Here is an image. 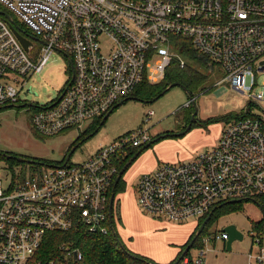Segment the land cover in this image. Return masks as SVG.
I'll return each mask as SVG.
<instances>
[{"label": "built area", "instance_id": "2783aa9c", "mask_svg": "<svg viewBox=\"0 0 264 264\" xmlns=\"http://www.w3.org/2000/svg\"><path fill=\"white\" fill-rule=\"evenodd\" d=\"M0 8L36 38L27 51L0 16V111L18 105L22 93L29 94L26 83L55 52L67 62L69 80L58 98L44 105L24 104L41 136L99 126L144 82L161 83L174 66L185 69L184 42L207 60L210 70L219 65L222 82L254 105L264 102V92H255L257 78L264 74V0H0ZM37 43L40 50L33 59ZM245 113L250 116L227 122L217 146L192 162L140 174L133 185L137 182L141 209L170 222L197 218L196 235L222 204L264 202V119ZM154 115L148 112L146 124ZM152 142L150 127L141 126L83 162L64 160L46 168L29 164L34 171L8 186L0 168V264L81 261L82 251L68 244L60 248L61 261L38 255L48 233L82 228L107 236L112 232L110 213L116 229L120 196L115 194L112 210L110 203L121 166ZM216 211L197 238L196 253L195 242L185 254L189 244L184 246L178 264H208L207 243H222L226 249L224 229L205 233ZM252 248L249 264H264V247L255 260Z\"/></svg>", "mask_w": 264, "mask_h": 264}, {"label": "rangeland", "instance_id": "374dc122", "mask_svg": "<svg viewBox=\"0 0 264 264\" xmlns=\"http://www.w3.org/2000/svg\"><path fill=\"white\" fill-rule=\"evenodd\" d=\"M103 45L108 46L109 42L105 40ZM39 50L38 44L31 54L33 59L38 58ZM188 64L201 78L190 90L174 87L159 100L149 104L136 100L125 102L111 114L98 133L76 149L69 161L71 164L83 162L100 147L109 145L127 132L141 126L150 127L152 144L140 154L124 176L127 187L125 192L119 194L121 220L119 216L116 229L128 250L155 264H170L178 258L196 232L199 219L170 222L146 214L138 202L137 182L134 185L133 182L140 174L153 173L161 165L190 163L203 151L214 148L227 124L223 119L245 113L250 106L247 96L222 82L224 73L219 65L210 71L207 63L202 61ZM66 65V59L55 52L45 68L26 83L25 90H29V94L22 93L18 105L0 111V168L6 186L34 171L32 166L25 163L27 160L41 162L45 168L62 163L77 145L75 143L79 138L91 134L97 127L93 125L80 131L68 130L52 137L41 136L33 130L32 111L24 104L35 102L44 105L58 98L69 80ZM257 82L255 92L260 94L264 92V74L258 76ZM189 103L191 107L187 106ZM194 108H197L196 121L182 134L191 121ZM149 111L155 115L146 124ZM251 112L264 119V102L253 105ZM18 158L24 162H19ZM230 209L215 217L205 233L234 225L244 235V240L234 241L230 252L224 249L222 243H207L208 264H249L252 245L253 260L258 256L259 249L264 247V226L260 232L254 224L264 218L260 207L253 201L243 200L233 204ZM256 236L260 237L262 244L257 242ZM196 250L197 245L192 253L195 254Z\"/></svg>", "mask_w": 264, "mask_h": 264}, {"label": "trees", "instance_id": "16d2710c", "mask_svg": "<svg viewBox=\"0 0 264 264\" xmlns=\"http://www.w3.org/2000/svg\"><path fill=\"white\" fill-rule=\"evenodd\" d=\"M1 9L2 8H0V10ZM20 29L26 34L29 33L22 26H20ZM180 52L189 60V63L191 62L193 63L195 61L196 62L202 61L204 63H207V66L209 67L207 60L199 58L195 50L190 47L189 42L181 43ZM200 79L201 78H199V74L193 69H191L189 64L185 69H179L177 66H174L168 72V75L164 81L153 85L145 84L137 89L134 96L149 101L160 95L163 91H165L170 85L174 83H181L188 90H190V88L196 85V83H198ZM253 105L254 104L250 103L248 110L251 111V107ZM189 107H191V105ZM249 116H250L249 113H241L238 115H231L225 117L223 121L230 122L234 119H241ZM193 124L194 123H192V125ZM97 127H95V129L92 131L91 134L95 132ZM87 135L89 136L90 134H86L83 137L81 136V138H79V140L75 144H79L82 140L86 138ZM42 164L43 163L38 162L37 164L34 165L40 166ZM126 164L122 165L120 170H122ZM126 172L123 174L118 186L116 187L115 190L116 196L126 191L127 182L124 180V176ZM253 202L256 203L257 205L259 204L262 205V207L264 208V202L262 201L259 202L258 200H253ZM232 205L233 204L225 205L222 208L218 209L213 219L215 217H219L218 215L220 214L227 213L224 211L231 210L230 207ZM254 224L256 229H260L261 232L264 226V218L262 221L255 222ZM118 237L120 238L119 235ZM194 237L195 234L191 236L190 240L187 242L185 247L193 240ZM66 244L71 245L74 248L80 249L83 253V259L81 261H75L73 258H71L65 262L66 264H143V262L146 261L145 258L142 257L141 255L135 254L132 251L128 250L124 243L123 244L126 250L123 249L120 243L118 242V239L113 234V232H110V234L107 236H99V235L89 234L82 228L67 233L66 232L48 233L47 236L45 237L38 258L45 261L52 259L61 261V259L63 260L64 257L62 256V252L60 248ZM195 245H198V240L195 241ZM178 258L170 264H174L178 260Z\"/></svg>", "mask_w": 264, "mask_h": 264}, {"label": "water", "instance_id": "95a60500", "mask_svg": "<svg viewBox=\"0 0 264 264\" xmlns=\"http://www.w3.org/2000/svg\"><path fill=\"white\" fill-rule=\"evenodd\" d=\"M0 16H2L6 21L7 23L10 25V27L12 28L14 34L17 36V38L19 39V41L23 44V46L27 49V51H30L33 47V43L31 42V40H36V38H34L32 35H29V34H26L25 32H23L21 29H20V26H18L16 24V22L14 21V19L12 18V16L8 13H6L5 11H2L0 10ZM174 87H182L185 89V91H188V89L182 85L181 83H174L172 85H170L165 91H163L160 95H158L157 97H155L154 99L152 100H143V99H140L136 96H131L129 98H127L125 101L119 103L105 118L104 120L102 121V123L97 127V129L95 130V132L93 134H90L88 137H86L84 140H82L79 144H77L74 148H72V150L69 152V154L67 155L66 159H65V163H68L71 159V156L73 155V153L76 151V149L84 142L86 141L87 139L91 138L94 134H96L97 132H99L100 128L102 125L105 124V122L107 121V119L111 116V114L116 110L118 109L120 106H122L125 102L127 101H130V100H136V101H140V102H144V103H154L156 102L157 100H159L161 97H163L168 91H170L172 88ZM30 92V91H29ZM190 97H192L190 95ZM194 103V102H193ZM28 105H31V104H27ZM24 107V106H22ZM10 108V107H9ZM196 115H197V108H194V112L192 114V117H191V121L188 125V127L186 128V130L184 131V133L182 134H185L192 126V123L196 121ZM181 135V134H180ZM163 137H166V136H163ZM162 137V138H163ZM160 138L156 139V141L160 140ZM151 144H148L146 147H144L142 150H139L135 155L134 157L130 160V162L122 169V171L120 172L119 174V177L118 179L116 180L115 182V185H117L119 179L123 176V174L127 171V169L133 164V162L140 156V154L150 146ZM19 162H24L23 159L21 158H18ZM25 163L27 164H30V165H34V164H37L38 162L34 161V160H27L25 161ZM114 198H115V193L112 194L111 196V203H110V208L112 210V205H113V202H114ZM237 203V201H230V202H227L225 204H222L220 205L219 207L215 208L212 213L209 215V217L202 223V225L200 226L197 234L195 235V237L193 238V240L189 243V245L186 247L185 251L183 252V254H185L186 252L189 251V249L193 246L194 242L197 240L198 236L202 233V231L204 230L205 226L207 225L208 221L210 220L212 214L214 211H216L218 208H222L223 206L225 205H230V204H235ZM260 207V209L262 210V213L264 214V208L262 207V205H258ZM112 213H110V222H111V225H112V232L113 234L115 235V237L118 239V242L120 243L121 247L123 249L126 250L124 244L122 243V241L120 240V238L118 237V233L116 231V229L114 228V225H113V219H112ZM225 232L228 233L229 235V240L227 241L226 243V250L228 252L232 251V244L234 241H243L244 240V236L243 234L237 230L236 226L234 225H230V226H227L225 229ZM180 260V259H179ZM179 260L175 263V264H178Z\"/></svg>", "mask_w": 264, "mask_h": 264}, {"label": "flooded vegetation", "instance_id": "af4514ba", "mask_svg": "<svg viewBox=\"0 0 264 264\" xmlns=\"http://www.w3.org/2000/svg\"><path fill=\"white\" fill-rule=\"evenodd\" d=\"M98 133V132H97ZM95 135V134H94ZM93 135V136H94ZM118 216H120V200H119V205H118ZM244 236V235H243Z\"/></svg>", "mask_w": 264, "mask_h": 264}, {"label": "crops", "instance_id": "0c3cea01", "mask_svg": "<svg viewBox=\"0 0 264 264\" xmlns=\"http://www.w3.org/2000/svg\"><path fill=\"white\" fill-rule=\"evenodd\" d=\"M210 71H212V70H210ZM120 220H121V216H120Z\"/></svg>", "mask_w": 264, "mask_h": 264}]
</instances>
